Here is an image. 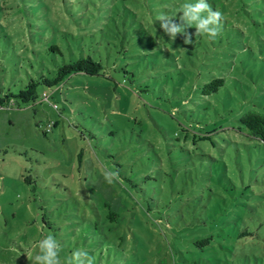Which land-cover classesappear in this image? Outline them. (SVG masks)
Listing matches in <instances>:
<instances>
[{
	"label": "rangeland",
	"instance_id": "374dc122",
	"mask_svg": "<svg viewBox=\"0 0 264 264\" xmlns=\"http://www.w3.org/2000/svg\"><path fill=\"white\" fill-rule=\"evenodd\" d=\"M87 1L64 11L90 33ZM99 1L121 11L110 22L135 46L127 67L77 73L41 85L37 102L14 97L0 107V264H30L25 253L38 254L47 235L61 264L78 249L94 264H123L94 229L99 220L102 232L111 210L124 221L132 264H264V144L238 129L249 110H264V0H208L222 28L188 45L164 34L158 18L196 0ZM18 46L0 37V85L14 93L27 81ZM220 77L219 91L204 94ZM188 129L211 140L193 146ZM197 235L214 240L203 251L185 243Z\"/></svg>",
	"mask_w": 264,
	"mask_h": 264
},
{
	"label": "trees",
	"instance_id": "16d2710c",
	"mask_svg": "<svg viewBox=\"0 0 264 264\" xmlns=\"http://www.w3.org/2000/svg\"><path fill=\"white\" fill-rule=\"evenodd\" d=\"M70 3L71 0H0V37L10 39L17 46L24 42L28 43V41L35 43L32 47L18 46L17 52L28 54L21 59L26 62L27 81L18 93L12 92L11 89L6 91L0 85V107L10 106L14 97H19L25 103L37 102L42 96L41 85L50 88L59 87L77 73L106 75L109 68L122 70V64L125 65V68L127 67L129 63L126 59L130 57L135 46L123 35V28L117 21L110 22L112 18L116 19L115 17L119 16L121 11L113 7L112 3L105 6L104 2L99 0H88L86 8L91 11L92 17V26L88 33L82 28L75 29L76 24H73L71 18L66 15L67 10L64 11V9ZM39 7H43L46 14L43 17H41L43 13L38 14L36 19H33L36 21H33L29 17V10ZM32 14H35V11ZM107 15H112L110 20L107 19ZM105 22L108 24L107 27H104ZM64 23L66 24L64 25ZM224 83V78H215L204 84L203 93L208 95L216 93ZM44 96L49 98L46 92ZM55 106L57 107V105ZM239 122L238 129L240 131L260 139L264 144V110L251 109ZM52 125V123L49 124V130ZM192 132L193 138H189L188 134L185 140L188 142L192 139L193 146L198 145V142L211 140L209 132L204 134L201 133V130ZM199 221L208 223L209 220L199 219ZM165 222H167L166 226L171 228L170 219ZM184 222L190 228L197 225L195 224L196 220L188 219ZM127 223L129 224V221ZM123 224L124 221L121 222L119 213L111 210L108 212L102 232L97 230L100 228L99 220L95 222L94 229L104 247L109 250L114 249L116 254L121 255L123 264H130V258L133 256L128 253H133L127 248L130 237L125 233L126 231L122 232ZM177 225L182 224L178 222ZM130 231H134L133 228ZM180 238L181 236L176 233L172 237L176 247L180 243L176 239ZM213 240L212 235L207 237L197 235L186 237L185 243H190L193 248L203 251L212 244ZM132 245L134 247L135 244ZM133 247L131 246V248ZM176 251L186 254L180 247ZM189 253L196 252L190 250ZM170 264L181 263L173 259L170 260Z\"/></svg>",
	"mask_w": 264,
	"mask_h": 264
},
{
	"label": "clouds",
	"instance_id": "9594fccd",
	"mask_svg": "<svg viewBox=\"0 0 264 264\" xmlns=\"http://www.w3.org/2000/svg\"><path fill=\"white\" fill-rule=\"evenodd\" d=\"M158 20L164 34L172 40L179 34L183 36L184 44L188 45L193 43V36L215 39L223 25V14L219 10H213L208 0H196L195 3L182 4L177 15L162 14ZM192 25L195 26L194 33L188 31ZM37 247L39 251L35 256L25 253L30 264H61L60 244L54 236L47 235L38 242ZM66 264H94V259L87 251L78 249L67 259Z\"/></svg>",
	"mask_w": 264,
	"mask_h": 264
}]
</instances>
